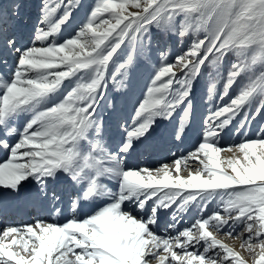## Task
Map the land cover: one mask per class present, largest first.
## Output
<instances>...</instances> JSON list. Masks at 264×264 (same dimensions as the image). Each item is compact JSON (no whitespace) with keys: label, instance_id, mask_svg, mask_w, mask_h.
I'll list each match as a JSON object with an SVG mask.
<instances>
[{"label":"snow or ice","instance_id":"snow-or-ice-1","mask_svg":"<svg viewBox=\"0 0 264 264\" xmlns=\"http://www.w3.org/2000/svg\"><path fill=\"white\" fill-rule=\"evenodd\" d=\"M35 6L26 43L0 0V216H33L0 227V264H264V0ZM198 116L187 152L129 163Z\"/></svg>","mask_w":264,"mask_h":264},{"label":"rangeland","instance_id":"rangeland-1","mask_svg":"<svg viewBox=\"0 0 264 264\" xmlns=\"http://www.w3.org/2000/svg\"><path fill=\"white\" fill-rule=\"evenodd\" d=\"M22 2L26 5V7L21 9V16L19 18V28L22 39L24 40V42L27 43L32 33L33 24L35 23L36 17L39 13V9L35 6L39 4V0H22ZM87 2L90 3L91 0H87ZM81 15L82 14L76 16V20L73 22V26H75V24H77L80 21ZM68 31H71V29L70 28L66 29V32ZM142 72L143 70L141 69V73ZM141 73L137 74V78L139 80V86L136 88L134 94L131 97H120L119 100L120 105L122 108H125L126 110H130L131 101L135 98V96L139 95L140 87L143 86L144 78L141 76ZM205 79L208 78L206 77ZM205 79H202L197 86L198 99L202 97V99L199 100V113L201 115L206 111V106H211L210 104H208V95L206 93ZM111 94L112 93L110 92V95ZM261 123H264V119L257 118V120H255L249 125L250 136H252L255 132L258 131ZM199 125H200V120L198 116L195 128L188 133L184 143L181 144L179 148H177L176 146L178 142H173L169 137V141L166 147L158 150H148V151L141 149L137 153H135L132 157H130L129 163L133 166L145 165V164L150 166H156L160 163L167 162L171 159L170 151L177 152L178 154L180 151L187 152L192 147L193 143L197 138ZM168 132L169 133L171 132V126H169L168 128ZM240 139H242V137L233 135L231 131H226V133L224 134V141L227 143L239 142ZM230 155H232V153L230 152L222 153L223 157H227ZM189 163L192 164L191 161ZM168 221H169V216H167L166 214H162L159 231L161 232L165 231V226L168 223ZM181 227H183V224H181ZM219 238L225 239L226 242H228L229 244H233L237 246V248H239L240 245L239 240H228L223 236Z\"/></svg>","mask_w":264,"mask_h":264},{"label":"bare ground","instance_id":"bare-ground-1","mask_svg":"<svg viewBox=\"0 0 264 264\" xmlns=\"http://www.w3.org/2000/svg\"><path fill=\"white\" fill-rule=\"evenodd\" d=\"M149 155V154H148ZM146 158V157H145ZM150 164V163H149ZM153 164V163H152ZM55 218H59V216H56Z\"/></svg>","mask_w":264,"mask_h":264}]
</instances>
